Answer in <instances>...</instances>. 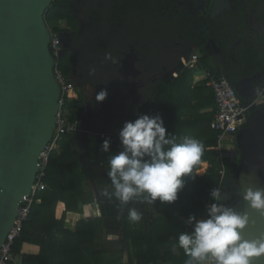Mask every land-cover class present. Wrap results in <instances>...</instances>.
<instances>
[{
  "label": "trees",
  "instance_id": "obj_1",
  "mask_svg": "<svg viewBox=\"0 0 264 264\" xmlns=\"http://www.w3.org/2000/svg\"><path fill=\"white\" fill-rule=\"evenodd\" d=\"M230 1L233 9L215 18L207 14L205 20L174 0L51 1L45 13L46 25L62 21L66 25L54 31L48 28L64 47L57 68L66 81H70L72 72L80 78L72 82L77 99L67 100L63 107L67 120L76 126L73 132L59 137L56 149L49 154L43 179L45 189L36 195L40 203L31 206L28 222L12 247L19 264H185L188 256L178 246L179 234L192 231L194 221L189 223V216L197 220L206 218V205L216 202L210 192L219 184L216 133L210 129L215 102L212 91L204 86L205 79L194 75L200 72L222 75L203 65L204 47L214 41L225 52V78L234 87L256 68L263 73V35L255 36L252 42L246 33L257 35V28L264 33V0ZM250 16L258 26L255 29H251ZM233 27L238 29V38L242 40L238 54L227 50L230 40L236 37L232 34ZM194 45L203 56L202 63L198 60L192 69L179 63L176 73H169L151 85L149 73L158 76L156 59L165 46V52L176 47L179 55L190 57ZM245 46H250L248 55L253 52L252 59L257 62L247 60L245 69L250 70L243 72L239 66L249 57L241 51ZM130 48L138 54L136 67L141 71L142 84L135 93L126 90L117 75L119 60ZM105 53H110L112 59H105ZM66 59L70 62L68 68L64 66ZM89 84L98 91L110 92L107 100L86 101L81 88ZM113 85L124 90L118 93L115 86L108 91ZM261 95L264 98V86ZM87 106L90 122L97 123V128L85 135L87 145L82 150L77 144L84 136ZM116 114L125 121L138 115L158 114L169 136L178 143L185 137L200 140L204 151L194 172L207 164L205 173L194 178L184 176L185 185L172 203L157 200L150 205L137 198L121 211L115 198L109 200L101 195L104 189L112 191L108 162L99 164L90 155L92 151H102L104 139L110 140L108 152L122 150L118 133L125 121L113 125L110 116ZM238 163V152L223 161L227 182L221 190L225 199L220 203L225 206L234 197L233 177ZM98 167L104 169L103 174ZM130 208L143 214L139 223L129 220ZM173 245H177L175 251Z\"/></svg>",
  "mask_w": 264,
  "mask_h": 264
},
{
  "label": "water",
  "instance_id": "obj_2",
  "mask_svg": "<svg viewBox=\"0 0 264 264\" xmlns=\"http://www.w3.org/2000/svg\"><path fill=\"white\" fill-rule=\"evenodd\" d=\"M50 4L51 0H0V247L22 197L30 193L39 156L55 130L61 92L45 22ZM235 145V193L226 206L247 213L249 224L242 235L252 240L264 234V215L250 208L243 195L248 188L264 189V103L248 115ZM253 264H264V256Z\"/></svg>",
  "mask_w": 264,
  "mask_h": 264
},
{
  "label": "clouds",
  "instance_id": "obj_3",
  "mask_svg": "<svg viewBox=\"0 0 264 264\" xmlns=\"http://www.w3.org/2000/svg\"><path fill=\"white\" fill-rule=\"evenodd\" d=\"M105 59H112L105 53ZM107 97V91L101 90L96 96L97 102ZM121 149L108 158L107 176L111 181L112 191L107 189L101 195L109 200L115 198L120 210L129 202L154 204L172 203L185 185L184 176L195 177V164L203 155V143L193 137H185L177 142L169 136L163 119L157 114L138 115L132 121H125L120 129ZM110 140L104 139L101 145L103 152L109 151ZM210 197L215 203L207 208L206 218L188 217L193 223L191 232H181L178 246L188 259L185 264H253L255 259L264 256V234L248 240L242 235L249 224L247 213H240L220 201L225 197L219 189L214 188ZM243 199L249 207L264 215V189L248 188ZM97 215H100L97 212ZM143 214L135 208L128 209V218L139 223ZM177 245L172 246L175 251Z\"/></svg>",
  "mask_w": 264,
  "mask_h": 264
},
{
  "label": "built area",
  "instance_id": "obj_4",
  "mask_svg": "<svg viewBox=\"0 0 264 264\" xmlns=\"http://www.w3.org/2000/svg\"><path fill=\"white\" fill-rule=\"evenodd\" d=\"M49 33V49L55 60L54 75L59 83L61 92L58 101L59 110L56 116L55 130L51 141L45 148L44 152L39 156L38 171L30 193L22 197L17 209L14 224L7 233L4 243L0 247V264H15L16 260L12 254V247L15 240L22 232L24 224L28 222L31 206L40 203L36 198V195L38 192L45 189L43 179L46 176L45 172L49 154L56 149L59 137L63 134L73 132L76 126L74 123H70L67 120L66 111L63 110L67 100L72 99L70 98L69 90L72 88L74 89V87L71 81H66L64 79L57 68L58 59L61 56L62 45L60 40L56 38L50 30ZM190 52L189 60L186 61L181 59V64L184 67L192 69L199 60V57L196 48L192 47ZM194 76L203 77V80L205 79L204 86L212 91L215 102V112L210 123V129L216 133L215 154L217 161L220 162V170L218 172L219 184L216 189L221 191L223 185L227 182L223 161L227 157L235 156V135L245 126L248 115L259 106V101H242L236 89L231 86L224 76L216 77L210 72H201V74L196 73ZM209 205L210 204L206 205V209Z\"/></svg>",
  "mask_w": 264,
  "mask_h": 264
},
{
  "label": "crops",
  "instance_id": "obj_5",
  "mask_svg": "<svg viewBox=\"0 0 264 264\" xmlns=\"http://www.w3.org/2000/svg\"><path fill=\"white\" fill-rule=\"evenodd\" d=\"M216 5H218V1L217 0L215 1L213 7H215ZM217 7H219V6H217ZM227 8L230 9V10L233 9L231 1H229V4H228ZM218 13H219V11H216L215 15H217ZM249 22H250V25H251V29H253V28L255 29V27H258L257 24H255V22H254V20H253V18L251 16L249 17ZM231 30H232V34L234 36H236V37L234 39L230 40L229 46L227 45V50H229L230 52H235L236 51L235 54H238L237 49L240 48V44H241L242 40L238 38L239 34L237 32L238 29L236 27L231 28ZM258 30L259 29L257 28V30H256L257 31V35L249 33L247 31V33H246L247 38H249L253 42V40L255 41V36L263 35V41H264V33L262 31L259 32ZM193 47L196 48L197 45H194ZM204 49H206V57L202 60L203 56L199 52L198 48H196V51H197V54H198V57H199V61L201 62V60H202L203 61V65L205 67L215 71V69H213L211 67V64L217 63V61H214V59H217L216 56H219L220 60L223 62V57L225 58V52L222 53V49L214 41L213 42L210 41L208 43V45L206 47H204ZM249 50H250V46H245V48H243V50H241V51L243 52V55L249 56L248 55ZM253 56H254V54L252 52V55H250L246 60H244L242 62V64H240V66H239L240 70H242V71L243 70H248V71L250 70L249 68L248 69H245V68H246V65L248 64L247 60L251 59L254 63L257 62V59L256 60L252 59ZM182 59L188 61L189 57H188V55L186 56V54H184L182 56ZM263 61H262V63H263ZM222 65H223V70H222L223 74H222V76L225 77V75H224L225 63H222ZM256 69L253 70L251 74L248 72V76L247 75L243 76L239 80V82L236 85V91H237V93H238V95H239V97L241 98L242 101L250 102V101L258 100L259 104H262L263 99H264L263 96L261 95L262 90H263V86H264V67H263V73L258 72ZM225 71H226V67H225ZM200 74H201V72H200ZM197 77L199 78V76H197ZM258 82H261V83H260V85L256 86V84ZM124 119L125 118H121L122 121L119 122V124L123 123L125 121ZM204 165H206V168H205V171H206L207 164H204ZM205 171L201 175H203L205 173Z\"/></svg>",
  "mask_w": 264,
  "mask_h": 264
},
{
  "label": "rangeland",
  "instance_id": "obj_6",
  "mask_svg": "<svg viewBox=\"0 0 264 264\" xmlns=\"http://www.w3.org/2000/svg\"><path fill=\"white\" fill-rule=\"evenodd\" d=\"M218 1V5H216L214 8H213V10H212V15L211 16H214L215 15V12L216 11H219V10H221V9H223V8H225V7H227L228 6V4H229V1L228 0H226L225 1V3L222 5L221 3H219V0H217ZM222 2H223V0H221ZM217 6H219V8L217 7ZM47 26H48V28L50 29V30H58V29H64V28H66V25H65V22H58L57 24H55V23H52V22H48L47 23ZM60 40V39H59ZM172 50H174L173 52H176V53H179V49H176V47H173L172 48ZM64 51V47H62L61 48V54H62V52ZM165 51H167V47L165 46L164 48H163V50H162V52L161 53H159L158 55H157V59H156V62L158 63V65H159V62H160V55H162V54H165V53H167V52H165ZM181 56L182 55H180V56H178L177 57V61L176 62H172L173 64H171V65H173V66H170V68H168L166 71H164L163 72V74H161L160 73V75H156V76H154L153 77V79H152V84L151 85H153L155 82H156V80L157 79H160V78H164L167 74H169V73H176V70H175V68L179 65V63H181ZM216 58L217 59H214V61H217V63H213V64H211V67L213 68V69H215V71L216 72H219L221 75L223 74L222 73V70H223V65H222V61L220 60V57L219 56H216ZM70 65V62L66 59V60H64V66L66 67V68H68V66ZM79 77L75 74V72H72V74H71V77H70V81L71 82H73V84L74 83H76L77 81H79ZM260 83L261 82H258L257 84H256V86H258V85H260ZM75 88V87H74ZM116 90H118V93L120 92V89H114V91H116ZM81 91L84 93V95H85V100L86 101H96L95 100V96H96V94L99 92L98 90H96L94 87H92V86H89V85H85V86H83L82 88H81ZM69 94H70V98H72V99H70V100H76L77 99V97H78V93H77V91L76 90H74L73 88L71 89V90H69ZM107 99H105L104 100V102L106 101ZM264 103V99H263V102H262V104ZM262 104H259V105H262ZM67 113V112H66ZM90 116H91V113H90V111H89V106H87V108H86V110H85V112H84V123H83V135L84 136H82L80 139H79V141H78V144H77V146L80 148V149H82V150H84L85 148H86V145H87V143H86V140H85V138H86V136L85 135H87L89 132H91V131H93V130H95L96 128H97V123L95 124V125H93L91 122H90ZM113 116V117H112ZM112 116H110V120H111V122H112V124L114 125H118V122H121L122 120H121V118H123V117H121V116H119L118 114H116V115H112ZM66 118H67V116H66ZM233 145V144H232ZM116 153H118V152H107V153H105V152H103V151H101V150H99V151H96V152H94L93 153V151L91 152V158L93 159V160H97L98 162L97 163H103V162H108V158L110 157V155H112V154H116ZM205 168H206V165L203 167L202 165H201V167H200V170H198V171H201V173L200 174H197V175H201L204 171H205ZM101 171L100 173L101 174H103V171H104V169L102 170V168H99L98 167V171ZM198 171L196 172V173H198ZM203 171V172H202ZM108 238H110V237H108ZM124 262L126 261V256H124ZM20 263V260L19 259H17L16 261H15V264H19Z\"/></svg>",
  "mask_w": 264,
  "mask_h": 264
},
{
  "label": "flooded vegetation",
  "instance_id": "obj_7",
  "mask_svg": "<svg viewBox=\"0 0 264 264\" xmlns=\"http://www.w3.org/2000/svg\"><path fill=\"white\" fill-rule=\"evenodd\" d=\"M97 1H99V0H97ZM174 1H176L178 5H182L184 7H187V9L191 13L200 14L201 17L203 18V20H205L207 17V14H209L210 16L212 15V10L214 8L213 6H214V3L216 0H174ZM225 1L226 0H223V2H222L221 0H219V3H221L223 5L225 3ZM228 1H230V0H228ZM82 3L84 4L85 2H82ZM227 9L228 8L225 7L223 9L219 10V13L217 15L211 16V17L215 18L219 15H223ZM222 53H224L223 50H222ZM178 56H180L179 53H176L173 51L160 55V62L158 65V75H160V73L163 74L164 71H166L168 68H170V65L177 61ZM182 56H181V59H182ZM138 61H139L138 54L135 52V50L133 48L128 49V51H125L122 55V58L119 60L120 66L117 69V75L124 82V84H123L124 87L130 93L131 92L135 93L139 89V87H141V84H142V82L140 80L141 71L138 70L136 67ZM150 70L146 69V72H148ZM149 75L150 76L148 77V81L151 83L153 77L156 76L157 74L152 72V73H149ZM89 86H92V85L89 84ZM115 86L114 85L109 86L107 88V90L109 89L108 91H110V89L114 88ZM117 88L121 89L122 91L124 90V88H120L119 86H116L114 89H117ZM107 94L109 95L110 92H107ZM236 154H237V152L235 153V155Z\"/></svg>",
  "mask_w": 264,
  "mask_h": 264
},
{
  "label": "bare ground",
  "instance_id": "obj_8",
  "mask_svg": "<svg viewBox=\"0 0 264 264\" xmlns=\"http://www.w3.org/2000/svg\"><path fill=\"white\" fill-rule=\"evenodd\" d=\"M202 166L204 167L205 165L204 164H202ZM203 172V171H202ZM201 173V171H198V174H200Z\"/></svg>",
  "mask_w": 264,
  "mask_h": 264
}]
</instances>
